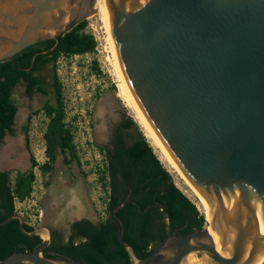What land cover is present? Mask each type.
Returning a JSON list of instances; mask_svg holds the SVG:
<instances>
[{"label": "water", "instance_id": "water-1", "mask_svg": "<svg viewBox=\"0 0 264 264\" xmlns=\"http://www.w3.org/2000/svg\"><path fill=\"white\" fill-rule=\"evenodd\" d=\"M95 0H0V61L57 36L92 13ZM108 26L125 82L148 124L207 205L205 227L175 230L139 258L117 240L128 264H264V0H105ZM54 44L48 50L55 47ZM1 150V149H0ZM0 155V171L19 165ZM21 161V160H20ZM140 211V208H137ZM32 250L0 264H86L58 253L46 257L51 229Z\"/></svg>", "mask_w": 264, "mask_h": 264}, {"label": "trees", "instance_id": "trees-1", "mask_svg": "<svg viewBox=\"0 0 264 264\" xmlns=\"http://www.w3.org/2000/svg\"><path fill=\"white\" fill-rule=\"evenodd\" d=\"M86 24V19H82L58 35L57 43L46 39L0 61V137L12 129L16 105L11 90L19 81L24 82L25 92L29 95L35 89L44 92V88L51 93L52 101L42 107L47 117L43 134L47 161L39 165L43 171L51 167L58 152L66 150L75 157V151L72 136L64 127L61 86L54 67L49 80L39 72L49 63L53 66L60 54L94 50L96 41L91 33L84 31ZM54 44L55 47L48 50ZM23 129L26 132V126ZM98 147L106 159L108 217L98 226L87 219L75 222L76 235L85 240L77 242L74 236H70L65 243H53L54 250L86 264H96L100 252L115 256L113 264H128L127 254L117 240L119 224L111 214L113 207L127 195L129 200L116 214L124 224L123 239L134 248L139 258L147 255L155 243L173 230L183 234L204 227V215L173 182L169 171L131 117L115 124L108 144ZM30 161L33 166L37 165L32 155ZM33 177L31 170L17 172L11 183L8 173L0 171V221L14 213L15 198L22 200L31 192ZM23 225L26 231L33 228L26 223ZM40 243L39 235H25L19 230L16 218L0 224V259L13 251L32 250ZM43 255L52 257L48 253ZM122 257L123 261H119Z\"/></svg>", "mask_w": 264, "mask_h": 264}, {"label": "rangeland", "instance_id": "rangeland-1", "mask_svg": "<svg viewBox=\"0 0 264 264\" xmlns=\"http://www.w3.org/2000/svg\"><path fill=\"white\" fill-rule=\"evenodd\" d=\"M85 19L87 24L84 31L91 33L96 41L94 50L81 54H60L53 66L49 63L39 72L49 80L54 67L61 86L63 123L72 136L75 157L66 150L58 152L51 167L40 170L39 165L47 161L43 139L47 117L42 107L52 101L51 93L44 88V92L35 89L29 95L25 92L23 81H19L11 90L17 108L14 131L7 136V142L0 144V149L10 145L11 149L5 152L9 150L7 157L14 158L11 150L15 148L14 151L22 156L21 162H25L22 166L9 169L11 183L18 169L23 172L31 170L34 175L31 192L22 200L14 199V212L33 228L46 225L64 236L67 234L65 222L72 216L86 217L95 222L104 220L108 215L106 159L98 146L108 144L112 127L129 116L169 171L176 186L204 215V227L211 225L205 203L191 193L179 175L160 157L134 110L118 94V78L107 30L94 6ZM25 144L27 149L24 148ZM30 155L37 165L31 164ZM41 238L46 239L42 235Z\"/></svg>", "mask_w": 264, "mask_h": 264}, {"label": "bare ground", "instance_id": "bare-ground-1", "mask_svg": "<svg viewBox=\"0 0 264 264\" xmlns=\"http://www.w3.org/2000/svg\"><path fill=\"white\" fill-rule=\"evenodd\" d=\"M93 6H94L96 12L100 15V17H101V19H102V21H103V23L105 25V28L107 30L109 48H110V51H111V54H112L113 65H114V68L116 70L115 72H116L117 78H118V94L121 96V98L124 100V102L127 105L132 107V109L134 110V113H135V116H136L137 120L139 121L141 126L144 128V130H145V132L147 134V137L149 138V140L152 143V145H154V147H156L160 157L164 160V162L168 165V167H171L173 169V171L176 172L179 175V177L188 186V188L191 191V193L195 197L199 198L202 202H204V200L200 197L198 192L191 186V184L187 181V179L184 177V175L181 173L179 168L175 165V163L173 162V160L169 156L168 152L166 151V149L164 148V146L162 145V143L160 142V140L158 139V137L156 136V134L154 133V131L152 130L150 125L148 124V122L145 119L144 115L142 114L141 110L139 109L135 99L133 98V96H132V94H131V92H130V90H129L126 82H125L124 76L122 74V71H121V68H120V65H119V62H118V59H117V55H116V52H115V49H114V45H113V42H112V38H111L109 26H108V19H107V13H106L105 0H95ZM9 147H10V145H8L7 149H11ZM5 152H6V149H4V148L1 149L0 150V155L2 153L4 154ZM12 154H14L15 156L18 155V158H20V160H22V156L20 154H18L17 152L14 151V152H12ZM18 162H21V161L18 160ZM205 205H206V203H205ZM206 228H207V230L209 232L208 241H210V239H211V225L206 226ZM42 236L46 237L45 234H42ZM182 264H204V262L200 258H198L195 253H189L185 257V259L183 260Z\"/></svg>", "mask_w": 264, "mask_h": 264}, {"label": "flooded vegetation", "instance_id": "flooded-vegetation-1", "mask_svg": "<svg viewBox=\"0 0 264 264\" xmlns=\"http://www.w3.org/2000/svg\"><path fill=\"white\" fill-rule=\"evenodd\" d=\"M16 112H17V108H16ZM16 112H15V115H16ZM15 115H14V117H15ZM12 129L10 130V131H5L4 133H3V135L0 137V144L1 143H5V142H7V136L8 135H11L12 133H13V131H14V118H13V123H12ZM16 148H18V149H20L18 146H15ZM8 147H6V148H4V149H7ZM24 148L25 149H27L26 148V144L24 145ZM15 149V148H14ZM13 149V150H14ZM13 150H11V153L12 152H14ZM8 152H9V150H8ZM7 152V153H8ZM6 153V154H7ZM14 155V154H13ZM15 156V155H14ZM14 158H16V156L14 157ZM11 159H13V156L11 157L10 156V159L9 160H11ZM25 163V162H24ZM24 163L23 162H21L19 165L20 166H22V165H24ZM6 172V171H5ZM17 172H23L22 171V169H18L17 171H16V173ZM8 173V172H7ZM73 218H71L70 217V219H68V221H66L65 222V225H66V231H67V234H66V236H64L62 233H60V232H58V231H56V230H54V229H52V228H50L51 229V243L49 244V246L48 247H46V248H44L43 249V253H48V254H50L52 257H59L57 254L58 253H60V252H58V251H56V250H54L52 247V245H53V243H56V242H61V243H65V242H67L68 241V239H69V237L70 236H74V239H77V242L78 241H84L85 240V238L84 237H82V236H77L76 235V231H75V228L73 227V224L75 223V222H77V221H79V220H81V219H87V220H89L93 225H95V226H98V224L100 223V222H103L104 220H106V218L108 217V215L105 217V219L104 220H102V221H98V222H95V221H92V220H90V219H88V218H86V217H74V216H72ZM40 238H41V236H40ZM46 241V239H42L41 238V243H43V242H45ZM122 247V246H121ZM122 249H123V247H122ZM124 250V249H123ZM61 254H64V253H61ZM66 255V254H65ZM96 261V260H95ZM119 261H123V257L122 258H120V260ZM114 262H116V257L115 256H113V255H111V254H109V253H105V252H100L98 255H97V261L95 262L96 264H113Z\"/></svg>", "mask_w": 264, "mask_h": 264}]
</instances>
